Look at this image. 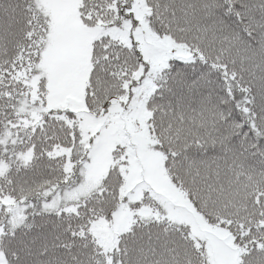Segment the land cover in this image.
<instances>
[{"label": "snow or ice", "instance_id": "snow-or-ice-1", "mask_svg": "<svg viewBox=\"0 0 264 264\" xmlns=\"http://www.w3.org/2000/svg\"><path fill=\"white\" fill-rule=\"evenodd\" d=\"M70 3L65 20L48 0H0V264H264V76L237 104L240 128L260 134L244 135L220 178L155 102L172 67H157L145 35L168 40L153 26L160 0ZM137 103L163 155L159 181L130 140L107 138Z\"/></svg>", "mask_w": 264, "mask_h": 264}, {"label": "trees", "instance_id": "trees-1", "mask_svg": "<svg viewBox=\"0 0 264 264\" xmlns=\"http://www.w3.org/2000/svg\"><path fill=\"white\" fill-rule=\"evenodd\" d=\"M160 3L161 16L153 18L156 32L183 43L197 58L169 61L172 67L167 82L155 102L168 109L172 133L191 146L188 155L193 161L211 164L220 178L226 173L230 176L236 163L234 150L239 149L244 135L247 145L264 133V129L258 133L247 126L240 128L245 116L243 105L237 107L242 99L240 89L255 84L253 92L258 93L259 78L264 76V0ZM177 25L182 29H176ZM146 129L153 142L151 148L158 151L157 137L149 132L148 125ZM259 144L264 148V139ZM22 175L32 178L31 173Z\"/></svg>", "mask_w": 264, "mask_h": 264}, {"label": "rangeland", "instance_id": "rangeland-1", "mask_svg": "<svg viewBox=\"0 0 264 264\" xmlns=\"http://www.w3.org/2000/svg\"><path fill=\"white\" fill-rule=\"evenodd\" d=\"M48 3L55 9L61 18L70 20L74 11L70 0H48ZM182 27L183 26L177 25L176 29L180 30ZM145 35L149 43V54L161 71L165 70L163 66L168 65L169 61L172 59L188 62L197 58L194 51L190 50L183 43L177 42L171 36L167 35L168 40L164 44H161L160 40L157 39L155 34L151 31ZM159 37L162 39L164 36L159 35ZM78 43L79 36L71 30L70 25H66L62 46L69 51L73 59L78 50ZM150 92L151 89L145 90V94L150 95ZM114 120L115 123L112 126L111 133L107 137L108 141L114 143H128L130 140L144 168L153 174L154 179L159 181L161 178L163 155L150 146L153 142L146 129L148 124L144 119L143 106L137 103L132 113H125L123 118L117 115L114 117Z\"/></svg>", "mask_w": 264, "mask_h": 264}]
</instances>
